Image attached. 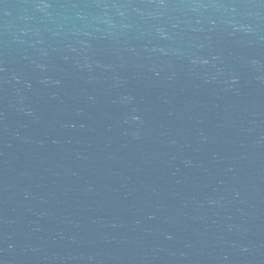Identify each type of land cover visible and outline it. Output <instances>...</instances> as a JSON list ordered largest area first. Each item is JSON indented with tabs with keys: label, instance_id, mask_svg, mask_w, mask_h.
Here are the masks:
<instances>
[{
	"label": "water",
	"instance_id": "water-1",
	"mask_svg": "<svg viewBox=\"0 0 264 264\" xmlns=\"http://www.w3.org/2000/svg\"><path fill=\"white\" fill-rule=\"evenodd\" d=\"M0 264H264V0H0Z\"/></svg>",
	"mask_w": 264,
	"mask_h": 264
}]
</instances>
